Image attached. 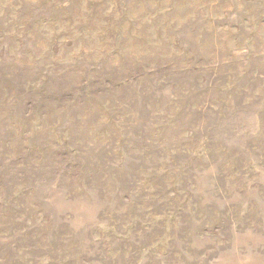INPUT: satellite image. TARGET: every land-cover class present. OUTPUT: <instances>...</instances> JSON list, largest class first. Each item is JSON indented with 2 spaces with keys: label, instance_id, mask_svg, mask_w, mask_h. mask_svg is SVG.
I'll return each instance as SVG.
<instances>
[{
  "label": "rangeland",
  "instance_id": "obj_1",
  "mask_svg": "<svg viewBox=\"0 0 264 264\" xmlns=\"http://www.w3.org/2000/svg\"><path fill=\"white\" fill-rule=\"evenodd\" d=\"M0 264H264V0H0Z\"/></svg>",
  "mask_w": 264,
  "mask_h": 264
}]
</instances>
